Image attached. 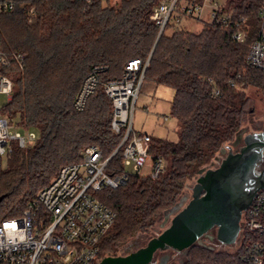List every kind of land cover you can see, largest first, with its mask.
I'll return each mask as SVG.
<instances>
[{"label": "trees", "instance_id": "obj_1", "mask_svg": "<svg viewBox=\"0 0 264 264\" xmlns=\"http://www.w3.org/2000/svg\"><path fill=\"white\" fill-rule=\"evenodd\" d=\"M260 1L230 0L229 6L236 20L244 16L257 25ZM16 2L13 10L0 12V50L9 61L2 73L14 82L2 113L19 116V125L36 129L38 138L16 149L0 172V221L21 215L60 168L79 162L88 146H98L105 157L112 154L122 136L112 130L113 104L103 83L120 78L129 61L150 57L144 81L175 90L171 116L181 125L178 140L151 141V152L167 160V171L157 180L132 173L118 189L97 193L117 214L102 243V255L112 252L160 221L178 203L186 182L233 142L254 114L256 92L264 91V71L246 62L255 36L238 42L234 24L214 23H204L199 33L178 28L158 36L151 13L159 0ZM96 65H106V73L79 111L75 98ZM123 170L119 151L107 171ZM247 240L235 255L194 245L184 264H245Z\"/></svg>", "mask_w": 264, "mask_h": 264}, {"label": "built area", "instance_id": "obj_2", "mask_svg": "<svg viewBox=\"0 0 264 264\" xmlns=\"http://www.w3.org/2000/svg\"><path fill=\"white\" fill-rule=\"evenodd\" d=\"M229 2L159 0L151 18L159 28L158 36L172 20L180 23L183 19H195L222 26L234 24L233 36L238 42H244L246 36H255L246 62L264 71V0L260 1L257 25L244 16L236 20ZM16 4V0H0V12L13 10ZM30 14L31 20L33 10ZM149 61L150 57L146 61L131 60L120 78L103 83L113 104L112 130L122 136L116 149L105 157L98 146H88L79 162L60 168L56 177L27 203L21 215L1 220L0 264H99L104 258L102 243L113 228L117 214L97 193L108 188L118 189L126 184L132 173L157 180L167 171V160L151 152L152 137L136 131L133 126L136 102ZM8 64L6 55L0 50V95L7 97L6 104L14 93L12 78L2 73ZM106 69V65H96L84 79L74 101L77 110L86 108ZM215 94L220 93L216 90ZM5 105L0 106V172L8 166L16 149L27 148L38 138L35 133L23 135L15 131L20 125L2 113ZM164 119L167 121L169 117ZM119 151L124 170L111 174L107 171L108 164ZM245 236L248 237L244 246L245 264H264V188L243 211L239 245Z\"/></svg>", "mask_w": 264, "mask_h": 264}, {"label": "water", "instance_id": "obj_3", "mask_svg": "<svg viewBox=\"0 0 264 264\" xmlns=\"http://www.w3.org/2000/svg\"><path fill=\"white\" fill-rule=\"evenodd\" d=\"M241 144L239 150L233 147ZM224 158L217 167L198 170L192 197L164 212V230L147 245L127 255H108L99 264H150L157 251L188 250L202 244V238L217 229L216 239L225 245L237 242L243 211L264 188V130L245 133L241 129L232 145L221 150ZM1 200V199H0ZM169 222V225L166 224ZM165 254L158 264H168Z\"/></svg>", "mask_w": 264, "mask_h": 264}, {"label": "rangeland", "instance_id": "obj_4", "mask_svg": "<svg viewBox=\"0 0 264 264\" xmlns=\"http://www.w3.org/2000/svg\"><path fill=\"white\" fill-rule=\"evenodd\" d=\"M208 20V19H205ZM204 26V21L195 20V19H183L180 23H176L172 20L171 25L165 30L166 35H171L176 29H185L189 32L199 33ZM250 94L253 96V92ZM175 95V90L165 84H159L155 82L144 81L141 87L135 112L133 116V126L134 129L142 134H148L154 138L165 139L169 141H177L180 130V123L171 116V101ZM7 103V97L5 95H0V106H3ZM254 114L249 116L248 121L244 124L245 133H251L254 131L264 130V91L256 92V98L254 99ZM165 116H168L169 119L166 121ZM14 124H19L21 119L19 116L13 118ZM21 134L25 135L27 133H35L38 135L36 129L26 130L23 126H20L17 130ZM233 142L228 143L227 145H232ZM225 145V147H227ZM234 151L239 150L240 146L233 147ZM224 158L222 153H218L217 156L207 164L208 167H217L219 166L221 160ZM7 162V161H6ZM198 175L189 179L186 182L184 189L180 195V199L185 198L182 202V206H185L192 197V189L196 184ZM164 220V215L160 221H158L152 228L148 231L140 233L132 241L120 246L117 250L108 252L103 251V256L108 255H127L133 251L138 250L141 247L147 245L148 241L158 236L163 230L164 227L161 226ZM169 225V222L166 226ZM217 229H213L209 232L212 234V238L207 240L202 238L203 247L208 250L213 251L214 253H224L235 255L238 252L239 248V237L237 242L232 245H225L220 243L216 239ZM208 236V235H207ZM198 245V244H196ZM195 245V246H196ZM189 251V250H188ZM165 254L170 255V260L168 264H184L188 260V253H179L174 250L168 251H157L153 261L150 264H158L159 260Z\"/></svg>", "mask_w": 264, "mask_h": 264}, {"label": "flooded vegetation", "instance_id": "obj_5", "mask_svg": "<svg viewBox=\"0 0 264 264\" xmlns=\"http://www.w3.org/2000/svg\"><path fill=\"white\" fill-rule=\"evenodd\" d=\"M238 146H240L241 147V144H238L237 146H235V147H238ZM237 151V150H236ZM208 238H212V234H208V236H205V237H203V239H205V240H207Z\"/></svg>", "mask_w": 264, "mask_h": 264}]
</instances>
